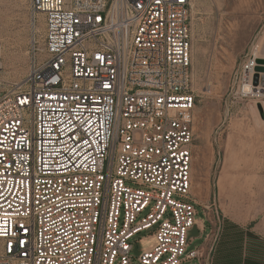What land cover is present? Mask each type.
Instances as JSON below:
<instances>
[{
  "label": "built area",
  "instance_id": "2783aa9c",
  "mask_svg": "<svg viewBox=\"0 0 264 264\" xmlns=\"http://www.w3.org/2000/svg\"><path fill=\"white\" fill-rule=\"evenodd\" d=\"M193 4L30 0L43 48L0 78V264H201Z\"/></svg>",
  "mask_w": 264,
  "mask_h": 264
},
{
  "label": "rangeland",
  "instance_id": "374dc122",
  "mask_svg": "<svg viewBox=\"0 0 264 264\" xmlns=\"http://www.w3.org/2000/svg\"><path fill=\"white\" fill-rule=\"evenodd\" d=\"M44 34L30 0H0L2 80L28 74ZM192 42L193 195L205 207L197 205L196 219L206 221L188 249L202 248L201 264H215L221 250L234 256L225 264H264V71L255 78L257 59L264 58V0H194ZM255 53V68L244 73ZM151 242L137 244L133 255Z\"/></svg>",
  "mask_w": 264,
  "mask_h": 264
},
{
  "label": "water",
  "instance_id": "95a60500",
  "mask_svg": "<svg viewBox=\"0 0 264 264\" xmlns=\"http://www.w3.org/2000/svg\"><path fill=\"white\" fill-rule=\"evenodd\" d=\"M257 63H258V65L255 68L257 71L255 74L256 79H258L259 71H264V65H262V64H264V58H258ZM200 236H201V232L198 230L197 227H194L189 233L190 238H195V237H200ZM192 264H197V263H192Z\"/></svg>",
  "mask_w": 264,
  "mask_h": 264
},
{
  "label": "trees",
  "instance_id": "16d2710c",
  "mask_svg": "<svg viewBox=\"0 0 264 264\" xmlns=\"http://www.w3.org/2000/svg\"><path fill=\"white\" fill-rule=\"evenodd\" d=\"M232 261L234 259V256H227L226 252H223L222 250L219 252L218 254V259L216 260L215 264H225L224 262H226L227 260ZM234 263V261H233ZM234 264H238L237 262ZM240 264H242V262H240Z\"/></svg>",
  "mask_w": 264,
  "mask_h": 264
},
{
  "label": "bare ground",
  "instance_id": "6f19581e",
  "mask_svg": "<svg viewBox=\"0 0 264 264\" xmlns=\"http://www.w3.org/2000/svg\"><path fill=\"white\" fill-rule=\"evenodd\" d=\"M258 54L257 53H255V58H256V56H257ZM195 61L193 60V63H194ZM256 65V64H255ZM245 89L246 90H249L250 92H255V89L253 88V86L251 85V84H247V83H245ZM248 92V91H247Z\"/></svg>",
  "mask_w": 264,
  "mask_h": 264
}]
</instances>
